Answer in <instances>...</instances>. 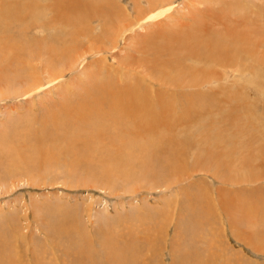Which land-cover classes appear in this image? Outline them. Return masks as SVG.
Masks as SVG:
<instances>
[{
  "label": "rangeland",
  "instance_id": "rangeland-1",
  "mask_svg": "<svg viewBox=\"0 0 264 264\" xmlns=\"http://www.w3.org/2000/svg\"><path fill=\"white\" fill-rule=\"evenodd\" d=\"M139 1L147 10V0L118 4L128 6L135 19ZM171 1L167 14L150 26L124 30L121 38L116 36L114 39H120L116 48L114 29L105 31L103 41L95 42L91 50L88 47V35L91 39L101 36L99 20L94 22L98 26L94 33L88 28L56 31L49 25V29L40 30L33 27L31 19L20 20L19 28L9 29L14 32L9 33L11 40L23 45L19 58L41 54L43 62H49L75 45H83L87 57L75 67L71 60L58 65L55 71L65 68L64 80L47 87L31 102L13 93L19 84L16 80L9 86L5 83V69L10 71L13 66L10 72H14L17 63L7 66L0 62V90L10 96L0 99L2 264H91L80 250L84 247L87 251V246L93 250L92 257L101 255L97 260L105 264L104 246L121 249L128 244L135 264H172L173 257L176 264H264V77L260 79L264 59L254 75L232 67L241 55L219 56L218 64L213 65L217 81L200 89L177 88L173 92V87L160 81L159 73L150 75L137 69L139 72L130 77L123 76V83L121 74L113 70L126 51L131 59L147 58L136 41L167 26L175 28L176 23L185 29L189 23L194 25L190 30L203 38L175 50L198 70L211 51L215 60L217 50L211 47V39L224 28L222 23L228 27L240 24L250 31L256 28L257 40H250L249 45L255 41L251 51L264 56V0ZM104 20L102 25L108 28L110 23ZM4 24L0 22V29ZM102 48L106 51L97 53ZM163 54L159 56L169 59L170 54ZM248 57L242 60L247 66ZM100 64L107 67L95 77ZM83 67L92 68L94 76L84 77ZM77 77L82 81V96L76 91ZM100 84L106 85L112 100L116 97L112 91L118 97L124 89L130 90L135 103L131 135L126 136L127 122L115 121L114 131L96 133L99 143L78 141L72 137L79 125L76 117L88 115L86 121L101 125L102 121L95 120L98 107L108 110L111 103ZM63 89L70 95L68 108L73 114L54 130L49 120L62 107L58 103L63 100ZM99 99L102 106L97 104ZM9 110L12 119L7 121ZM31 122L34 124L25 125Z\"/></svg>",
  "mask_w": 264,
  "mask_h": 264
},
{
  "label": "bare ground",
  "instance_id": "bare-ground-1",
  "mask_svg": "<svg viewBox=\"0 0 264 264\" xmlns=\"http://www.w3.org/2000/svg\"><path fill=\"white\" fill-rule=\"evenodd\" d=\"M122 1L123 0H0V22L5 23L2 27L4 29H0V62H2V65L4 64L7 66L12 65L13 62L17 63L16 66L14 65L15 66L14 72H10L13 69V66H12V69H9L10 71H7V68L6 69L4 68L5 69L4 75H6V76H4L5 83L8 84V86H9L10 84H12V82L14 80H16L19 84H18V86L11 85V86H14L13 93L18 95V96H23V97L25 96V97L29 98V100H30L29 102H31V100L35 97V95H39L40 93L44 92L46 90V88L49 86H52V85L58 86V83L61 82L62 80H64V77H65V73H64L65 70L64 69L65 68L62 71H58V70L55 71V69L58 68V65H61V64L65 63L66 61L71 60V64H73V67H75L76 64H78V62L82 58L86 59V57H87L86 51L81 49V48H84V46L83 45L82 46L75 45L73 47L67 48L64 52L59 54L55 59L52 58L53 60L49 61V62H43V55H41V54H39V55L32 54L27 60L22 55L19 58L20 46H23V45L21 42H19V43H21V44H19L15 41L11 40L13 37L10 36L9 33H14L13 31H11L12 28L13 29H16L17 27L19 28V21L20 20L31 19L32 23H33V27L40 28V30L49 29V26L52 27V29L54 28L56 31L57 30H68V31H73V32L79 31V30L82 31L83 29L88 28V29H91V33H94V31L98 28V26L94 25V22L96 20H99V23H100L99 28H101L100 30H102L101 36L98 39H91L88 37L89 36L88 35L87 40H88V43H90L88 47L91 50V48H93L92 45L95 42H98L100 40L99 43H101L103 41L102 34H104L105 31L114 29L113 44H114V48H116L115 46L117 45L118 41L120 40V39H114L116 36L118 38H121L123 36L122 32L124 30L130 31V30H134L136 27L137 28L142 27V29H143V28H146L147 26H150L152 24L151 22H153V20L160 18L164 14H167L166 11L171 7V3H172L171 0H147V1H149V5H148L149 7L146 10L141 5L143 1L142 2L139 1L138 3L136 2V4H137L136 7H137L139 13H137V15L135 16V19H134V17H132L133 14L129 12L128 6L125 5V7H124V5H121ZM118 3H121V4L119 5ZM166 3H168V4H166ZM113 18H115L116 21H114ZM166 18H167V16H166ZM199 18H200V16H199ZM103 19L106 20V21L104 20L105 23L106 22L110 23L108 28L106 26L102 25ZM108 19L110 21H107ZM243 21H246V20H243ZM85 22H88V26L85 24ZM239 23L240 22H238V24ZM246 23H249V22H245V24ZM20 24H22V27H24L23 23H20ZM84 24L86 26H84ZM147 24H149V25H147ZM185 25L187 26V24H185ZM191 25L189 23V29L188 28L185 29L186 27H184V25H180V24L176 23L175 28H173L174 25L172 27L167 26V28H165L164 30H161L159 32L153 31L152 33H147L145 35L146 37H144L142 40L140 39L139 41H136L135 45L136 46L140 45V48L141 49L143 48V50H141L142 54L143 55L146 54L145 56L148 55V57L147 58H140L142 61H138L139 57H137L136 59H135V57L133 59H131L132 56L127 55L129 52L126 51V53H125L126 55H120L119 61L117 63V66H119V67L116 69H113L114 72L116 74H119V73L121 74L122 82L124 80V77L127 78L130 74H134L136 72H139L137 69H139V70L143 69V71H140V73L147 71V73L150 75L153 73H159L160 74V77H159L160 81L163 84H167V86L173 87V88L169 87L171 89V91L173 92L174 89H177V88H180L179 90H181V91H186L190 88L200 89V88L204 87L205 84L206 85L212 84L213 82L217 81L216 76H215L216 73L214 71L215 68H213V65H214V63H217L216 59H219V56L221 58L222 56L225 55L228 58V56H230L231 54L237 55L238 57L241 55L242 57L239 58L240 62L237 65H236V60L231 63L233 68L236 66V70H238L239 72L240 71L244 72V74L247 71L250 74L251 73L254 74L255 69H257V71H258L259 63L262 62V59H264V56H260L261 54L259 52L258 54H260V55L257 57V52L251 51L252 46L256 45V44H254L255 41H254V43L251 41L253 44L252 46L249 45L250 40H257L258 30L256 28L250 31V30L246 29L245 27H242L240 24L239 25L235 24L233 26L231 25L228 27V23L227 24L222 23L221 25H223V26L225 25L224 28H220L222 30L224 29L223 32H222V30H219L217 33H215L214 40L211 39V41H213V42H211L212 43L211 47H213L215 50H217L216 55H215V60H213V57H212L213 51L210 50L211 51L209 54L210 58L208 59L207 62H204V63H201L199 61L202 65V68H200V70H198L196 67H193V65L187 63L186 60H184V59L182 60L181 57L176 55L177 52H175L177 47L183 48V47H185L186 44H187V46H190L192 43L198 41V39H199V41H200V39H202V41H203V38H201V36L198 38V36L195 35L198 31L194 33L193 31L190 30V27L194 26V25H192V26ZM247 25L250 26L249 24H247ZM25 27H27V26H25ZM105 28H106V30H104ZM9 29H11V30H9ZM225 30H227V31H225ZM25 31H26V29H25ZM28 31H29V27H28ZM203 31H205V30H203ZM192 32L194 33V35L192 34ZM200 32H202V31H200ZM96 35H98V34H96ZM199 35H201V34H199ZM211 35H213V34H211ZM208 39H210V38H208ZM33 42H34V40H33ZM201 44H202V42H201ZM127 46H128V44H127ZM138 47H137V50H138ZM186 48H188V47H186ZM124 49L127 50L128 48L126 47ZM252 49H254V47ZM103 50H104V48L100 49L97 53L102 54L101 51H103ZM227 50H228V52H226ZM105 51L106 50H104V52ZM188 51H190V49ZM25 52L26 51H24V53ZM138 52H139V50H138ZM163 53H167L168 55L170 54L169 59L167 57L166 58L162 57L163 55H165ZM159 55H162V56H159ZM189 55L192 58L193 53L190 52ZM206 55H207V53H206ZM149 56H151L153 58H149ZM196 56H199V55H196ZM247 56H249L248 57L249 59L251 58V61L248 63L249 66H247V64L244 61H242V60L247 59L246 58ZM117 58H118V56H117ZM48 59L49 58H47V60ZM165 59H167V60H165ZM126 60H127V62H126ZM156 60H157V62H156ZM197 64H199V63H197ZM69 67H70V65H69ZM96 67L98 69V73L95 77H98L99 75L104 73V70L106 69L107 66L100 64V65H97ZM2 69L3 68H1L0 70H2ZM25 69H26V72H24ZM148 69H150V71ZM83 70L84 71L82 72V74L84 75V77L85 76L87 77V75L88 76L89 75L94 76L93 74H91L92 68H90L88 71L86 67L85 68L83 67ZM86 70L88 72H86ZM242 75H243V73H242ZM131 77H134V76H131ZM262 77H264V76L261 75L260 79H262ZM73 79L75 80V78H73ZM77 82H78L79 86H78V90H76V91H78L79 95L82 96V89H81V82L82 81H81L80 77H77ZM74 83L75 82H73L71 85L73 86ZM123 83H125V82H123ZM0 84L2 86V82ZM218 84H220L221 86L224 85V84L222 85L221 83H218ZM133 86H135V85H133ZM256 86H257V82H256ZM6 87H7V85H6ZM114 87H116V86H114ZM210 87H211V85H210ZM100 88L102 89L103 92L106 91L107 96L109 98L110 92H109V90H106V85L100 84ZM7 89H8V87H7ZM19 90H20V92H19ZM49 90H51V89H49ZM95 90H96V88H95ZM159 91L162 92L161 87L159 88ZM103 92H101V94H100L101 97H103L105 95ZM112 93H113V96H116V97L113 100L109 98L111 100V103H109L110 105H108V110H101L98 107V111H97L98 116L95 115V120L98 122L102 121V124L99 125L97 122L90 124V122L86 121L88 115H85L84 118L82 115H79L76 117L77 121H79V125L76 126V130H74L75 133L72 134L73 138H75L78 141L81 140L82 142L84 140L85 142H88L90 144L99 143V142H97V141H99V138L97 137L96 133L98 135H105L107 131H110V129H112L114 131L115 130V121H117V123H120L121 121H124L125 123L127 122V125H126L127 130H125L126 136L131 135V130H132L131 129L132 128L131 122H133V120H134L133 110L135 108V106H134L135 103L133 102V100L130 97V90L128 88L124 89L122 91V95L118 96V97H117V92L112 91ZM8 94H9L8 92L0 90V99L5 100V99L10 98V96H8ZM131 94H132V90H131ZM154 94H155V92H154ZM69 96L70 95H68L65 92V90L63 89L61 94H60V97L63 100L58 103L62 107L59 109V111L54 112L51 115V118L49 120V123L54 127V130H58L63 123L68 122L72 118L71 115L73 113L68 108V107L71 108V106H69L70 104L68 101ZM98 101H100V99L97 100V104H99V106H102L101 103H103V102L102 101L98 102ZM91 102H93V101H91ZM82 106L85 107L84 104ZM167 106H169V105H167ZM85 111H86V109H83L82 112L84 113ZM10 112H12V110H9V113L7 115L8 116L7 121H9V118L12 119ZM33 113L34 112H32V114ZM145 117L147 120H149V118L147 116H145ZM34 120H36V119H34ZM6 122L5 123L2 122L5 128L8 125ZM84 122L86 124H88V126H82V124ZM33 124L34 123L31 122V123L25 124V125L27 127H29L30 125H33ZM118 126L120 127V125H118ZM6 129H8V128H6ZM6 132H7V130L5 131V133ZM47 135H48V133L41 135V136L46 137ZM88 147H89V145H88ZM14 161L16 162V160H14ZM198 213H199V211H198ZM200 216H202V215H200ZM16 232H17V230H16ZM23 234H25V233H23ZM13 236H15V235H13ZM27 236H28V234H27ZM2 237H4V236H2ZM23 239H26V238H23ZM24 242H25V240H24ZM89 242H90V240H89ZM9 245H11V244L9 243ZM9 245H7V246L9 247ZM111 246H113V245H111ZM111 246L108 249H106L107 246L103 247L102 254L105 255V258H104L105 260L103 259L105 261V264H129V263L135 264L134 252L132 251V248L129 244H128V248H121V249H116V248H113ZM114 246H116V245H114ZM87 247H88L87 251H86V248H84V247L80 248V250H82L84 253H86V257L91 259V264H97V263L102 264V261L97 260V259H99V257H100V260L102 259L101 255L97 256V257H92V254H93L92 251L93 250L91 251L90 247L89 246H87ZM1 248H2V246L0 245V264H2V262H3ZM10 249H9V251H10ZM130 252H131V254H130ZM48 254H49V252H48ZM98 255H99V253H98ZM103 255H102V257H103ZM228 255H230V254H228ZM13 256H14V254H13ZM224 260H227L226 257L224 258ZM221 262H224V261L221 260ZM228 262L230 264V261H228ZM235 262L237 263L238 261L235 260ZM176 263H177V259H175V257H173L172 258V264H176Z\"/></svg>",
  "mask_w": 264,
  "mask_h": 264
}]
</instances>
